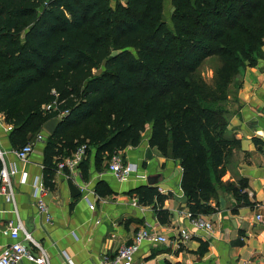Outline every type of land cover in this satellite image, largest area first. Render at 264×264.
Here are the masks:
<instances>
[{"label":"trees","instance_id":"16d2710c","mask_svg":"<svg viewBox=\"0 0 264 264\" xmlns=\"http://www.w3.org/2000/svg\"><path fill=\"white\" fill-rule=\"evenodd\" d=\"M163 3L0 0V118L10 144L21 150L60 120L43 148L51 188L57 163L78 147L86 157L94 150L99 166L137 147L150 127L149 146L180 163L189 213H213L218 189L251 206L221 177L238 147L226 137L227 87L261 55L264 0H170L171 27ZM212 58L220 67L208 84L197 71ZM130 194L145 206L167 199L148 186Z\"/></svg>","mask_w":264,"mask_h":264},{"label":"crops","instance_id":"0c3cea01","mask_svg":"<svg viewBox=\"0 0 264 264\" xmlns=\"http://www.w3.org/2000/svg\"><path fill=\"white\" fill-rule=\"evenodd\" d=\"M236 81V105L230 109L226 137L236 140L238 147L224 166L221 182L241 189L251 206L218 189L210 201L214 212L200 215L212 223L213 232L195 230L180 187V163L149 146L151 131L147 127L137 147L120 152L124 164L136 167V172L124 181H118L108 171V161L96 166L94 150L83 160L87 162L85 177L81 167L73 171L56 169L52 187L45 185L47 221L35 205L32 187L36 178L44 181L47 134L41 132L46 139L36 142L28 160L21 161L9 141L11 129L0 118L4 163L7 168L17 169L11 177L13 203L0 197V251L16 241L3 235L4 224L12 220L20 222L44 250L49 264H99L104 255L113 257L122 246L130 244L143 228L165 237L167 242L143 243L134 264H264V45L256 65L246 67ZM22 173L27 174L23 183ZM141 186L157 188L167 199L161 205H141L130 194ZM89 203L94 205L93 210ZM156 205L168 213L165 224L158 221ZM181 230L188 231L192 239L185 243L177 240ZM21 239L23 235L19 234Z\"/></svg>","mask_w":264,"mask_h":264},{"label":"built area","instance_id":"2783aa9c","mask_svg":"<svg viewBox=\"0 0 264 264\" xmlns=\"http://www.w3.org/2000/svg\"><path fill=\"white\" fill-rule=\"evenodd\" d=\"M8 129L10 130L11 127H8ZM42 139L44 140L46 138L40 133L34 143L28 144L21 150H15L14 154L16 158L21 161H27L36 142H42ZM85 152V145L78 147L72 155L57 163V170L73 171L78 169L86 157ZM3 156L4 154L0 149V161L2 163V168L0 170V197H3L6 203L11 204L14 201L11 177L17 174V169L13 166L7 168L5 166ZM107 169L118 181H124L136 172V167L134 165L124 164L120 152L113 154L110 157L107 163ZM26 176V173H22V183L25 182ZM32 187L35 205L39 213L44 215L48 221V207L43 199L47 191L44 181L36 178L32 183ZM89 209L93 210L94 205L89 203ZM187 216L191 226L195 230L203 231L207 234L213 232L212 223L205 220L204 217L200 215L193 216L189 212L187 213ZM257 220L261 222V217L257 216ZM19 234L23 235V239L18 240ZM3 235L16 239V241L9 243L1 249L0 264H49V259L44 250L30 238L20 222H14L12 220L7 221L4 224ZM190 239H192V235L188 231H179L177 240L181 243H185ZM145 242L150 244H165L167 239L151 232L148 229H140L134 235L130 244L122 246L113 257L104 255L99 264H134L135 254L139 251L140 246ZM28 245H32L37 249V251H34Z\"/></svg>","mask_w":264,"mask_h":264},{"label":"rangeland","instance_id":"374dc122","mask_svg":"<svg viewBox=\"0 0 264 264\" xmlns=\"http://www.w3.org/2000/svg\"><path fill=\"white\" fill-rule=\"evenodd\" d=\"M110 1H111L112 6H114L116 1H120L121 3H124L125 0H110ZM163 6H164L163 17H162L163 21L171 27L170 17H171L173 10L170 4V0H164ZM219 67H220V61L218 59L212 58V59L206 60L201 65V67L198 69L197 75L198 77L202 78L206 83L212 84ZM238 76H236V78H234L231 84L227 87V92L229 93V96L227 97L226 109L229 112H230V109L231 110L235 109L236 91H237V87L239 86V82L236 81Z\"/></svg>","mask_w":264,"mask_h":264},{"label":"water","instance_id":"95a60500","mask_svg":"<svg viewBox=\"0 0 264 264\" xmlns=\"http://www.w3.org/2000/svg\"><path fill=\"white\" fill-rule=\"evenodd\" d=\"M59 119L58 118H54L52 120H49L48 122H46L43 125V131L47 134V136H51L54 134L58 124H59ZM149 185H152V183L150 182V180H148Z\"/></svg>","mask_w":264,"mask_h":264}]
</instances>
